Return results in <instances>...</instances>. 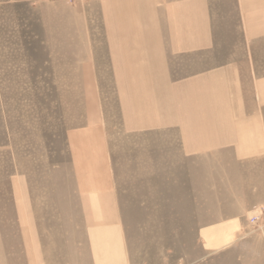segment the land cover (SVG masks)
Listing matches in <instances>:
<instances>
[{"label":"rangeland","instance_id":"obj_1","mask_svg":"<svg viewBox=\"0 0 264 264\" xmlns=\"http://www.w3.org/2000/svg\"><path fill=\"white\" fill-rule=\"evenodd\" d=\"M113 4L0 0V264H92L67 142L92 85L129 264H264V201L242 209L244 162L209 145L188 156L175 129H158L177 120L169 83L134 56L144 45L114 32ZM249 166L264 191V163ZM231 221L234 238L209 250L204 232Z\"/></svg>","mask_w":264,"mask_h":264},{"label":"crops","instance_id":"obj_2","mask_svg":"<svg viewBox=\"0 0 264 264\" xmlns=\"http://www.w3.org/2000/svg\"><path fill=\"white\" fill-rule=\"evenodd\" d=\"M113 1L114 32L144 45V52L134 56L147 58V66L151 57L158 65L151 75L169 83L162 95L173 102L177 120L158 129H175L179 150L188 156L209 145L211 152L224 151L244 162L242 209L264 201L258 198L263 189L247 181L249 163H264V0ZM118 46L125 50L121 42ZM91 89L84 123L67 133L85 237L92 264H129L103 113L98 93L93 85ZM185 113L192 116L187 122L181 119ZM202 115L204 119L194 120ZM231 222L223 225L228 229L204 232L209 250L234 238L226 237L235 232Z\"/></svg>","mask_w":264,"mask_h":264}]
</instances>
